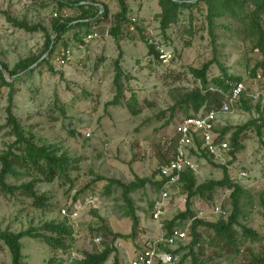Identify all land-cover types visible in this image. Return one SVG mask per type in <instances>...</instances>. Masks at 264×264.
Listing matches in <instances>:
<instances>
[{"label": "rangeland", "instance_id": "rangeland-1", "mask_svg": "<svg viewBox=\"0 0 264 264\" xmlns=\"http://www.w3.org/2000/svg\"><path fill=\"white\" fill-rule=\"evenodd\" d=\"M95 1L106 5L109 14L118 8L116 0ZM157 1L127 0L133 12H138L139 8L145 13L140 22L142 31L145 26L158 27L155 17L159 10ZM3 13L31 25H40L44 31L27 32L15 28L7 22ZM75 14L74 9L58 8L55 0H0V61L11 69L19 59L40 54L46 36H53L52 19ZM112 15L102 20L105 30L113 23ZM204 16L205 7L202 4L199 10H192V14L183 10L178 23L167 30L166 37L161 34L166 48L174 54L173 60L166 65L147 55V49L139 43V33L136 34L137 43L130 44L131 41H128L126 44L125 36L129 38L133 32L124 23V39L120 38L118 45L122 51L120 65L129 79L122 81L123 94L115 105L108 102L115 93L112 84L113 61L119 49L105 30L100 42L94 39L87 45L80 43V33L72 30L69 37L66 35L68 41L61 37L46 62L35 67L28 75L17 76L12 97L14 115L25 129L32 131L44 143L56 146L58 153H65L72 164L68 172L70 182L55 179L49 183L40 181L35 184L37 193H44L48 197L45 209L34 207L29 198L18 192L10 196L0 191V231L7 229L18 232L30 226L39 227L50 220H65L73 229L74 246L66 253L52 251L40 239L22 238V254L28 264H46L52 255L61 258V264H72V260L79 258L82 251L101 247L93 240L99 235L102 243L103 237L102 233L94 230L97 221L92 211L101 216L113 232H130L131 220L124 215L120 189L111 186L106 190L105 180L90 182L97 176L115 178L125 183L133 180L134 175L159 180L154 172L161 164V156L170 157L169 148L176 135L175 126L187 117L181 107L171 108L179 94L198 85L189 68L200 67L213 57ZM189 17L195 26L193 34L182 31L183 27H187ZM215 24L213 32L218 62L230 74L242 77L247 94H256L264 89L262 68L258 67L256 75L250 74L259 57L254 54V41L246 34L244 27L228 17L216 18ZM78 30L83 33L82 37L88 33L85 27ZM62 46L70 49L72 57L70 62L60 67L56 62V52ZM219 73L218 66L212 64L208 77ZM5 76L8 77V74L5 73ZM131 93L136 94L140 108L137 115H133L127 107ZM7 97L8 87L0 85V154L13 140L9 128L2 127L6 120ZM258 100L259 109L264 113V98H251L253 105L250 111L237 105L230 113L219 115L217 137L221 128L229 127L222 137L229 140L235 126L257 117L259 112L253 106ZM187 112L188 115L193 114L191 109ZM86 132L90 136L86 137ZM240 141L243 149L236 153L235 160L228 167L231 178L246 190V195L241 197L244 217L239 222L257 230L263 239L251 242L238 237L239 253L230 246L220 248L205 244L199 255L204 264H247L246 248L264 254V206L261 203L264 201V146L252 128L242 133ZM194 156L199 163V171L195 173L197 184L222 177L221 168L208 162L200 153ZM25 180L6 179L10 184ZM87 184H90L88 188ZM159 189L147 184L131 194L139 218V230L134 239L116 240L121 264H129L147 241L159 240L164 234L163 221L184 209L185 194L181 184L170 186L165 214L158 221L153 220L151 205L158 198ZM229 194L230 190L217 188L210 199L195 196L191 201V210L205 220L226 219L231 211ZM89 195L97 197V208L85 206ZM75 196L76 199H73ZM218 203L221 212L214 210ZM64 207L77 210L78 216L71 220L64 218L60 214V209ZM178 228L186 231L187 238L173 249L187 245L191 240L188 220ZM202 234L206 238V232L202 231ZM186 253V248L179 250L171 264H178ZM10 261L8 248L0 241V264H10ZM111 261L109 257L105 264H111ZM190 262V257H186L182 264Z\"/></svg>", "mask_w": 264, "mask_h": 264}, {"label": "trees", "instance_id": "trees-1", "mask_svg": "<svg viewBox=\"0 0 264 264\" xmlns=\"http://www.w3.org/2000/svg\"><path fill=\"white\" fill-rule=\"evenodd\" d=\"M58 8L74 9L76 14L70 17L57 16L52 19L51 30L53 36H46L44 48L38 55H31L19 59L11 69L7 64L0 61V85L8 87L7 106L5 107L6 120L2 127H8L9 133L13 137L11 143L0 154V191L6 195L13 196L15 193L29 198L32 205L39 209L47 207L48 198L46 194H38L35 184L44 181L52 182L55 179H63L70 182L68 172L71 169V161L65 153H58V148L54 145L46 144L40 137H37L32 131L25 129L18 121L12 111V97L14 93V83L20 74H30L35 67H39L46 62L48 57L53 53L54 48L60 41L61 37L70 29L78 28L83 25L98 23L108 16V8L106 5L95 0H55ZM118 11L112 16V25L108 29V33L114 38L119 49L117 58L113 61L114 75L112 84L115 89L113 99L109 104H117L119 98L123 94L122 81L128 80L129 75L125 74L121 68L120 60L122 59V51L118 45V35L122 24L129 23L127 19L128 5L126 0H116ZM160 12L155 16L158 21L160 34L166 37L167 30L178 23L183 10H187L192 14V10H199L201 4L205 7V24L212 45L213 57L204 62L200 67L189 68L191 76L198 82V85L185 90L179 94L178 100L174 103L172 110L181 107L187 117L195 115L201 107L206 109H217L221 104L224 93H227L231 85L235 82L243 81L241 76H234L224 68L216 58V44L214 27L215 19L220 17H228L239 22L246 34L253 39V47L260 51L259 61L250 70L252 76L256 75L258 67L262 68L264 73V0H158ZM7 22L18 29L27 32L44 31L40 25H31L26 21H19L13 18L9 13H3ZM135 29L140 34L147 47V55L158 60V54L154 48L147 44L143 36L142 28L136 24ZM182 31L193 34L195 26L189 17L187 27H183ZM46 54V55H45ZM42 58V56H44ZM37 62L36 65H34ZM212 64H216L219 68V75L209 78L208 70ZM34 65V66H33ZM49 69L52 68L49 66ZM8 74V77L5 76ZM62 77V74H60ZM212 85V86H211ZM212 88V89H211ZM251 98L242 96L239 104L245 110L250 111L252 108ZM260 100L256 101L253 108L259 112L258 116L248 120L244 124L235 126L229 137L231 160L230 165L235 160L237 152L243 149L241 144V135L247 129L252 128L259 141L264 146L263 129H264V113L259 109ZM107 105V104H106ZM135 93L129 96L127 104L128 109L133 115L140 112ZM188 109L193 114L188 115ZM229 127L221 128L217 139H223V135L229 130ZM177 142V134L173 137L170 146L171 155L169 158L161 156V164L166 163L173 157V152ZM199 148L200 143L195 141ZM200 156L207 159L214 166L221 168L222 177L220 179H209L205 182L196 183L195 174L191 171H184L181 174L180 183L185 194L184 209L178 212L169 220H164L162 227L164 235H167L173 228L182 226L185 221H189V234L191 240L187 245H179L177 248L169 250L172 255H176L179 250L187 249L178 264H182L186 257H190L191 264H204L199 255L205 244L210 247H227L235 249L237 253L240 250L237 247L238 237L251 242L263 239L257 230L239 222L244 217L241 197L246 195V190L235 182L230 174L228 167L212 162V159L200 150ZM154 174H158L156 170ZM7 177L15 180L27 179L19 184H10L6 181ZM105 180V189L109 190L111 186L120 189V197L124 204V215L131 220V230L128 234L113 232L106 221L95 211H92L96 218L97 225L94 227L99 233H102V243L98 250L82 251L80 258L72 260V264H105L109 257L112 258L111 264H121L119 253L115 245L117 239L126 240L134 239L139 230V218L135 212L134 203L131 194L139 189L144 188L147 184L153 185L159 189L164 183V179L152 181L149 177L134 175L133 180L125 183L115 178H105L97 176L90 183ZM90 184H87V188ZM217 188H226L230 190L231 211L226 219L215 221L205 220L197 217L191 210V201L195 196L202 199L212 198V193ZM76 199V196L73 198ZM264 206V201H261ZM153 208V204L151 205ZM202 231L207 236L203 238ZM74 232L67 221H46L39 227L30 226L18 232H12L7 229L0 231V241L8 248L10 253V264H28L24 261L22 254V238H32L42 240L52 251L66 253L74 246ZM96 237V236H95ZM161 246V245H160ZM247 264H264V254L255 252L251 248H246ZM61 258L52 255L46 264H61Z\"/></svg>", "mask_w": 264, "mask_h": 264}, {"label": "built area", "instance_id": "built-area-1", "mask_svg": "<svg viewBox=\"0 0 264 264\" xmlns=\"http://www.w3.org/2000/svg\"><path fill=\"white\" fill-rule=\"evenodd\" d=\"M23 1V0H19ZM136 17L130 18L128 25L129 31H136ZM155 27V26H154ZM145 26L143 29L144 38L147 44L151 45L158 54V61L166 65L174 58L172 50L166 48L162 41L158 27ZM97 23L91 24L90 32L86 33L81 41L84 44L98 38ZM107 33V30H106ZM254 54L260 57L258 48L253 49ZM72 52L68 47L62 46L56 52V62L62 67L71 61ZM212 89V88H211ZM242 96L248 98H264V89L259 90L256 94H247L243 81L235 82L231 85L229 91L224 93L223 100L217 109H206L204 106L192 116L184 118L175 126L177 134V142L173 152V157L166 163H162L157 167L159 179H164V183L159 189V195L154 200L151 217L158 221L166 211V203L169 199V188L180 183L181 174L184 171H191L194 174L199 171V163L195 158V154H199L203 150L214 163L229 167L228 162L231 160L230 143L226 139H217L216 127L219 115L230 113ZM85 136H90L89 132ZM195 141L200 143L199 148ZM245 175V173H241ZM98 199L96 196L89 195L85 200V206L89 208L98 207ZM215 211L221 212L220 203L214 206ZM60 214L68 219H75L78 211L68 209L67 207L60 209ZM187 238L186 231L173 228L167 235H162L159 240H149L146 245L137 251L129 264H171L174 263L176 256L172 255L167 249L172 250L173 246L181 243ZM95 244H101V237L98 235L93 238ZM161 245V246H160ZM100 247V246H99ZM97 247V250L99 249ZM80 258V257H79Z\"/></svg>", "mask_w": 264, "mask_h": 264}, {"label": "crops", "instance_id": "crops-1", "mask_svg": "<svg viewBox=\"0 0 264 264\" xmlns=\"http://www.w3.org/2000/svg\"><path fill=\"white\" fill-rule=\"evenodd\" d=\"M126 3H127V0H126ZM127 5H128V13H127V19H128V22H130V18H132V17H136V19H137V24L138 25H140V22H142V16H145V13H144V11L142 10L141 11V9H139L138 8V12H133L130 8H131V6L127 3ZM142 9H144V5L142 6ZM118 11V8L117 9H114V11L113 12H111L113 15L116 13ZM160 12V8H159V10H158V12L157 13H159ZM111 13L109 14V10H108V17L111 15ZM112 15V16H113ZM112 16H111V18H112ZM141 18V19H140ZM100 22V24H99V28L97 29L98 30V33H99V37L98 38H95V40H97L98 42H100L101 40H102V36H103V31L105 30V28H104V23L102 22V21H99ZM128 24V23H127ZM123 26H125V24H122V26H121V28H120V33H119V35H118V40L120 39V38H123L124 37V34H123ZM80 27H85V29H86V32L88 31V32H90L89 31V29H90V27H91V24H87V25H83V26H80ZM80 27H78V28H72V29H70V30H68L64 35H63V37H65V39L68 41V35H69V33L72 31V30H74V31H76V32H79L80 34V38H79V42L81 43L82 41H81V37H82V35H83V33L82 32H80L78 29H80ZM106 31V30H105ZM133 32V34H131V37H127V36H125V42H126V44L128 43V41H131V42H129L130 44H132V42H134V43H137V38H138V35H136V34H138V32H137V30L136 31H132ZM71 33H73V32H71ZM107 34H108V30H107ZM66 35L68 36V37H66ZM74 35V34H73ZM113 40H114V38L110 35V34H108ZM70 37H71V35H70ZM141 37V36H140ZM124 39V38H123ZM94 40V39H93ZM92 41V40H91ZM115 41V40H114ZM121 42H122V40L119 42L120 43V45H121ZM139 43H141L142 45H144L145 46V48L147 49V47H146V44L144 43V41H143V39L142 38H139ZM88 44V43H87ZM87 44H85V45H87ZM130 44H129V46H130Z\"/></svg>", "mask_w": 264, "mask_h": 264}, {"label": "water", "instance_id": "water-1", "mask_svg": "<svg viewBox=\"0 0 264 264\" xmlns=\"http://www.w3.org/2000/svg\"><path fill=\"white\" fill-rule=\"evenodd\" d=\"M178 1H180V0H178ZM45 55H46V54H45ZM45 55H44V56H42V58H44V57H45ZM36 64H37V62H36L34 65H36ZM34 65H33V66H34Z\"/></svg>", "mask_w": 264, "mask_h": 264}]
</instances>
